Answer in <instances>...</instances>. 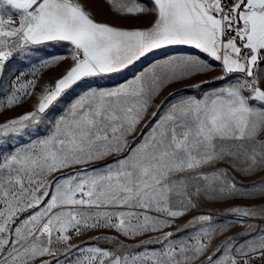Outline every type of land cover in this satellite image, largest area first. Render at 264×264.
I'll return each mask as SVG.
<instances>
[{
	"label": "snow or ice",
	"instance_id": "snow-or-ice-1",
	"mask_svg": "<svg viewBox=\"0 0 264 264\" xmlns=\"http://www.w3.org/2000/svg\"><path fill=\"white\" fill-rule=\"evenodd\" d=\"M88 2L0 0V80L14 57L33 69L31 80L21 81L23 71L11 80L0 113L35 93L41 69L66 65L30 111L0 123V264H51L43 258L61 244L69 264H264V230L215 250L231 225H214L211 214L189 220L185 228L202 227L179 242L165 231L207 202L227 203L223 214L238 222L264 219V176L243 184L233 175L264 173V0H103L119 17H153L143 28L99 21ZM178 46L195 54L153 63L115 87L96 83ZM57 47L65 51H46ZM216 68L221 76L188 85L199 95L170 93L149 118L165 87ZM255 197L259 208L231 206ZM100 229L129 239L158 232L140 247L161 248L137 253L115 237L109 243L124 251L70 243ZM73 250L87 254L71 261Z\"/></svg>",
	"mask_w": 264,
	"mask_h": 264
},
{
	"label": "rangeland",
	"instance_id": "rangeland-1",
	"mask_svg": "<svg viewBox=\"0 0 264 264\" xmlns=\"http://www.w3.org/2000/svg\"><path fill=\"white\" fill-rule=\"evenodd\" d=\"M88 8L95 14L97 20L118 27L143 28L147 27L152 21L149 19L151 16L133 18L132 21H130V19L122 17H116L115 19L113 15L106 14V9L103 5H101L100 0H89ZM46 51H55L57 53H60L65 50L57 47L47 48ZM190 54H195V50L188 49L187 47L182 46L158 50L156 53L138 62L125 73L118 74L112 79H104L96 83L103 87H115L118 84L124 83L126 80H130L136 74L145 71L153 63H158L160 61H163L164 59H168L173 56ZM65 66L66 65H61L60 67L41 69L37 74V87L35 89V93L31 97L27 98L22 104L13 107L11 110H6L0 113V123H3L10 118L17 117L21 114L30 111L32 109V106L37 102L36 94L40 93L43 90V86L45 84L54 82L55 79L58 78L59 75L64 71ZM22 71L25 74L21 77V81L24 82L27 80H31L33 78L32 61L22 60L21 58L14 57L7 63L3 78L2 80H0V84L3 85V87L0 88V96H6L7 93L11 91V80L14 79L15 76L20 75ZM221 75L222 72L220 71V69L216 68L208 75H198L194 79H190L181 83L171 84L165 87L161 91L160 95L155 99L154 106L149 109V118L151 116V112L156 111V105H160L162 101L174 99V97L169 95L170 93H174L176 96L199 95V92L201 90L189 88L188 85L198 84L201 80L211 81ZM93 86H96V84H94ZM214 86L215 85L213 84H205L203 90H207L210 87ZM79 91L80 89H76L75 91H70L65 96H63L61 100L55 106H53L52 109L49 110V116H55L60 114V112H62L63 109L67 107L68 103L75 98ZM4 102L6 103V100ZM144 123H147V120L141 123L140 129H143ZM137 136H139V129L136 136L129 137V139L134 140ZM109 159L111 160L113 158L110 157ZM105 163H108V161H103L101 163L92 165L91 167L100 168L102 164ZM233 175L236 177V180L240 183L251 184L253 180H259L261 176H264V173L252 176L251 178H243L235 172H233ZM260 204L261 198L255 197L249 199H237L232 202L231 206L239 205L259 208ZM228 207L229 205L223 202L203 203L201 204L199 210H193L187 216L178 219L171 228H166L165 231H171L175 233L171 239L179 242L182 239H187L189 235L195 234L197 229L202 227V225L197 224L195 227L185 228V225L188 223L189 220H192L195 216L211 214L214 217V225H219L222 223H229L231 225L226 232H224L223 234H218L214 238L212 242V250H215L218 245L222 244L225 240L230 237L235 238L239 242H247L257 238L261 231L264 230V222L262 218H241L243 222H238L234 217L223 214L225 209ZM24 215H27V213H25ZM249 225L252 226L251 232L248 231ZM178 228L180 229V231H177ZM160 235L162 234L158 232H152L147 233L143 236H138L135 239H129L119 235L115 231L100 229L94 231H87L81 236L74 237L70 241V243L73 245H79L81 249H86L87 247H101L103 249H108L111 251H124V249L117 250L116 245L114 243H109V240L115 237L124 245L128 246V250L139 253L145 250L151 251L161 248V245L156 243H148L145 244L143 247H140L141 241H147L150 237H156ZM53 246L57 248V255L55 257H44L43 259L50 260L51 264H69V258L65 255V253L67 252V246L63 244ZM86 254V252H76L75 250H73V254L70 257V260L75 261L77 258ZM35 264H40V261H35Z\"/></svg>",
	"mask_w": 264,
	"mask_h": 264
},
{
	"label": "crops",
	"instance_id": "crops-1",
	"mask_svg": "<svg viewBox=\"0 0 264 264\" xmlns=\"http://www.w3.org/2000/svg\"><path fill=\"white\" fill-rule=\"evenodd\" d=\"M100 3H101V5H103L104 7H105V11H106V14H110V15H113L114 16V18L116 19V17H119V16H117V15H115V14H113L111 11H110V9L108 8V6L103 2V0H100ZM141 17H144V16H141ZM110 18V17H109ZM127 19H130V21H132V17H128ZM150 20H152L153 19V17H150L149 18ZM263 222H264V219H263Z\"/></svg>",
	"mask_w": 264,
	"mask_h": 264
}]
</instances>
